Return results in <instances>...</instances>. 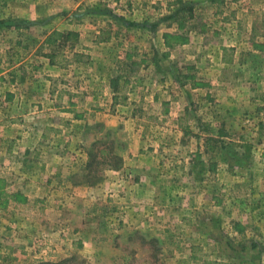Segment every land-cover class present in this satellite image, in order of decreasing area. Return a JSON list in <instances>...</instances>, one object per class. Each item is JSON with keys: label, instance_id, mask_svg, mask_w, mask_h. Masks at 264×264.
Segmentation results:
<instances>
[{"label": "crops", "instance_id": "1", "mask_svg": "<svg viewBox=\"0 0 264 264\" xmlns=\"http://www.w3.org/2000/svg\"><path fill=\"white\" fill-rule=\"evenodd\" d=\"M163 1L166 6L160 9L150 5L148 0H111L106 7L112 9L118 20L123 18L128 21L122 20V24L108 18L100 23L90 21L91 15L88 16L85 9L81 14L84 13L86 20L67 23L59 20L62 13L56 15L49 12L51 3L41 5L33 0L9 8L16 12V19L26 20L30 25L23 28L22 24H15L14 27L9 24V27L4 26V22L0 24V264L66 262L86 253L91 264H102L104 261L114 264L111 254L102 251L111 249L112 241L104 235L97 239L98 242L91 238L88 242L90 232L86 223L97 216L98 203L103 206L101 211L108 209L110 200L107 199V191L116 189L120 174L126 172L143 178L140 180L144 181L143 184L135 179L130 185L135 199L141 198L137 190L146 188V191L152 192L148 200L151 205L160 203L167 196L158 194L157 188L173 185L178 189L175 201L182 203L181 206L190 213H202L204 208L201 204L214 199L212 189L207 190V194H201L196 188L203 190V187L215 186L213 183L220 188L245 187L249 182L244 179L246 174L237 177L239 171L243 173L247 170L242 167H237L236 171L230 164L207 160L195 163L191 159L199 156L202 160L210 153L215 156L222 152L210 145L208 140L216 139L217 144V139L224 138L229 130L228 121L222 119L219 124H214V118L203 116L200 108L206 110L204 114L211 115L212 109L219 111L215 106L223 110L234 102L239 103L232 105L238 110L247 102L239 92L248 89L257 93V88H260L256 78L254 83H249L252 78L243 83L224 77L227 69L234 68L241 75L248 72L238 60L241 47L247 44L249 38L243 42L235 35L218 32L220 28L224 32L242 23L241 13L238 20L240 5L229 19L225 9L214 6L217 0H209L213 20L199 19L202 31L194 32L189 23L183 27L178 17L163 21L154 33H150L147 31L148 24L158 16L173 15L181 9L194 10V6L178 8L174 0ZM243 1L236 0L228 6L224 1V5L231 10ZM159 9L160 14L154 12ZM48 17L52 21L46 22ZM215 24L219 29L211 32ZM54 31L62 36L53 44L46 43ZM131 32L148 35L149 51L126 41V34ZM209 37L214 38L212 43H209ZM57 45L59 50H55ZM161 46L164 57L173 60L172 64L178 61L174 70L177 76L172 79L167 73L154 82L155 86L145 81L137 82L136 71L133 72L129 60H147L152 47ZM204 62L205 65H202ZM256 93L249 101L260 103L257 104L256 134L263 139L264 108L261 101H264V94ZM165 96L166 109L162 110L157 120L170 128V131L165 129L168 137L172 138V142L167 141L166 148L156 149L153 145L142 150V141L145 142L146 137L142 132L138 134L139 130L128 132L126 143L129 149L121 155L122 167L119 170L107 168L104 182L95 187L76 182V176L84 170L87 161V151L77 144L76 123L79 118L87 119L98 114L99 121L115 132L116 125L121 122L142 120V116L136 113L137 108L145 110L152 104L155 107L162 105L161 100ZM242 100L243 103L240 102ZM217 102L219 104H215ZM191 107L200 111H191ZM75 108H82L81 114ZM67 112H72L74 116L66 118ZM15 115L20 119L14 118ZM4 119L32 124V130L24 128L20 134L21 142H26V146L17 150L9 148L4 152ZM191 123L195 129L190 127ZM64 134L66 141L61 145L59 139ZM192 141L193 149L189 148ZM162 153L164 161L160 160ZM4 154L24 160L19 164H4ZM260 155L264 159V145ZM175 156L181 161L174 163ZM160 170L169 171L174 178L160 180L155 174ZM252 171L249 184L264 177V164ZM257 185L261 187L259 181ZM185 186L189 190L188 195L181 193ZM97 187H101L104 196L95 189ZM185 197L188 203H185ZM168 201L172 200L168 198ZM44 236L53 240V254L45 261L36 260L31 255L30 244L35 238ZM193 248L194 245L191 246ZM130 258L129 254H121L115 261L116 264H128Z\"/></svg>", "mask_w": 264, "mask_h": 264}, {"label": "rangeland", "instance_id": "2", "mask_svg": "<svg viewBox=\"0 0 264 264\" xmlns=\"http://www.w3.org/2000/svg\"><path fill=\"white\" fill-rule=\"evenodd\" d=\"M30 1L31 0H0V24L4 22V26L14 27V24H22V21L28 22L26 20L16 19V12L9 8L22 5L21 2L23 4H28ZM33 1L41 5L51 3L49 12L56 15L62 13L59 17L61 19H56L61 21L65 20L67 23L86 20L83 17L84 13L81 14L83 9L88 11V16L91 15L89 17L90 21L92 20L100 23L102 20L105 21L106 18H108L113 21L116 20L120 24H122V20L128 22L123 18L121 21L118 20L115 14H113L112 9L106 7V5L111 4V0ZM148 1L150 5L158 6L160 9L162 6H166L163 0ZM224 1L228 6L229 3L236 0H217L214 6L216 8L218 6L221 9H225L226 16L230 19V14L235 12L240 5L239 9L241 11L239 12L238 20L240 19L241 13L243 21L236 27H229V31L225 29L224 32L215 24L211 32L216 28L219 29L218 32H222L223 34L229 33L231 36L235 35L243 40V42L246 38H249L247 44L241 47L242 51L238 60L239 64L243 63L248 72L241 75L240 73H236L234 68L227 69L228 72L224 73V77L234 78L238 82L243 83L247 80L250 81L252 78L249 83H254L258 80L260 88H257V93L256 91L252 93L248 89L239 92V94L246 99L245 101H247L244 106L241 105L242 107L238 109L240 110L239 114H237V108L232 106H237L239 103L237 104L234 102L230 107H224L223 110L221 107L215 106L219 111L217 112L215 109H212V112H210L211 115L204 114L206 110L203 109V107L200 108V110L203 111V116L214 118V124H219L222 119L228 121L229 130L224 138L217 139V144H215L216 139H212V141L210 139L208 140L210 145L214 146V148H219V150H223L222 152L215 154V156L210 153L208 156H204L202 160L199 156H193L191 159L195 163L199 161L205 162V160H207L208 162L215 161L230 164L233 166V170L236 171L238 170L237 167H242L243 170H247L243 173L239 171V176L237 175V177L246 174L244 179L250 182V178L253 177L252 170L256 171V168L260 169L264 164V159L260 155L263 150L264 138L260 139L256 134L258 126V121H256V113H258L257 104L260 105V103L249 101L252 94H264V91H261L262 88H264V31L258 29L261 13L264 12V0H244L231 10L225 7ZM173 2H177L176 5H178V8L182 6L184 8L194 6V10H190V8L189 10L186 9L178 16L181 22L180 24L183 27H187L189 23V27H191L194 32L202 31L199 19L201 21L206 20V18L212 19L210 15L213 10L210 9L211 5L208 3L210 2L209 0H174ZM6 4H9L10 7ZM160 9L154 12L160 14ZM89 11L91 14H89ZM164 17L165 16H158L154 21H150L147 31L154 33L162 23ZM191 19H193L192 21L195 20L194 23L190 21ZM47 20L52 21L49 17L45 19L46 22ZM59 20L57 21L59 22ZM19 21L21 23H19ZM190 24L192 25L190 26ZM28 27L29 26L23 25V28ZM125 39L132 44H137L142 48L145 47L147 51H149L150 40L148 35L131 32L130 34H126ZM213 40L214 38L209 37V43H212L211 41ZM55 50H59L58 45ZM152 50L147 60L134 58L129 61L131 62L133 72L136 71L135 77L137 82L145 81L147 83H153L155 86L156 84L154 82L167 73H169L168 76L172 79L177 76L174 70L178 61L172 64L171 62L173 60L164 57L162 54V50H164L163 46L158 48L152 47ZM203 53L206 54V51ZM202 65H205V62ZM254 78H256V80H254ZM173 91L177 93V90L174 89ZM166 97L167 96L164 98L161 97L162 105H157L155 107L154 104H152L153 106H151V108L145 107V110L137 108L136 113L142 116V120L134 123L121 122L116 125L115 128L116 130L118 128V131L115 130V132L108 130V127L103 122L99 121L100 116L98 114L87 119L79 118L76 123L78 146L84 148L86 151L91 149L95 153L101 149H109L112 156L118 155L121 157V155L126 154L129 149V145L126 143L128 137L127 133H136V130H139L140 132L138 134L142 132L144 137H146V141H142L141 147L144 148L142 150H147L148 146L153 145L156 146V149L161 147L166 148L167 141L172 142V138L168 137L169 135L165 132V129L168 127L157 120L162 110L166 109L165 101H163ZM240 102L243 103V100ZM261 103L264 108V101H261ZM215 104L219 103L217 102ZM69 107V109H72L71 106ZM193 109L194 108L191 107L190 110L192 111ZM76 110L79 112H77L78 114H81L82 108H75V111ZM200 110L198 109L196 111ZM67 113L68 117L66 118H72L74 116L72 112ZM202 115H199L200 118H202ZM14 118L20 119L16 117V115ZM11 121L12 120L4 119V152L9 148L17 150L18 148L26 146V142H21L20 134L24 128H28L29 130L34 128L29 122L24 124L20 121ZM190 127L194 128L195 125L191 123ZM168 130L170 131V128H168ZM262 131L264 132V128ZM59 140L61 141L60 144L63 145L66 141V135H62ZM189 148H194V141L189 145ZM214 148L210 149V151ZM162 152L168 151L162 150ZM163 154L164 153H162V158L160 159L161 161H164ZM185 157L184 159L186 160ZM107 158L108 156L105 157V160L108 161L109 159ZM178 158L179 157L175 156L173 162H180L181 160ZM23 160L24 158L17 157L13 159V157L4 154V164L9 162L19 164L22 163ZM97 160L100 161V157H97ZM112 161L113 160H111V163L113 164ZM187 161L190 162L189 159H187ZM107 168L108 166L106 164L93 166L94 179L100 177L98 181L94 180L93 187L104 182L103 179ZM80 173V175L76 176V182L78 183L83 180L85 171L82 170ZM230 173L236 174V172ZM155 174L157 177H160V180L168 181L174 178V175H171L169 171L165 170L156 171ZM202 174L203 173H201V175ZM120 176L121 179L118 180L119 182L116 189L112 188V191H107V199L110 200V205L107 206L108 209L101 211L100 209L103 208V206L98 203L96 206V212H98L97 216L86 223L90 232L87 235L88 242L89 238L98 242L97 239L104 235L112 241L113 247L111 246L110 248L113 250L105 249L102 251L103 253L111 254L114 264L117 263L115 259L121 254L125 256L128 254L131 255V258L127 260H130L128 264H202V262L206 261L215 262L217 264H264V177L258 180L261 183V187L257 185L258 181H254L253 184H249L247 181L245 187H237L234 185L230 188H220L216 183H213L215 186L211 185L209 188L203 187V190L196 188V191H201V194H207V190L212 189L214 194L212 196H214V199L213 202L201 204L202 208H204L202 213L201 211L190 213L185 210V207L181 206L182 203L179 204L175 201L178 189L173 185H163L161 188H157L158 194L167 197L160 203L151 205L148 201L152 194L150 190L149 192L146 191V188L137 190L141 187L138 186L135 190H137L141 198L135 199V196L131 195L133 189H130V185L133 184L132 181L137 179L139 183L143 184L144 182L140 181L143 179L140 175L126 172L120 174ZM115 182L116 179L114 180V183ZM121 182H123V185ZM95 189L101 196L105 195L104 191L102 193L101 187ZM188 192L189 190H187L185 186L184 191L181 193L188 195ZM168 198L172 201L169 202ZM166 201H168V203H166ZM185 203H188L186 197ZM210 206L211 208H209ZM0 208H2L1 205ZM52 242L53 240L48 236L35 238L30 244V252L33 258L36 257V260L40 259L45 261L51 253L53 254L54 243ZM193 245L195 247L194 250L191 249ZM192 253L196 256V261L191 260ZM86 254L84 255L85 257L74 256L66 262L64 260L54 264H91ZM102 264L111 263L104 261Z\"/></svg>", "mask_w": 264, "mask_h": 264}, {"label": "trees", "instance_id": "3", "mask_svg": "<svg viewBox=\"0 0 264 264\" xmlns=\"http://www.w3.org/2000/svg\"><path fill=\"white\" fill-rule=\"evenodd\" d=\"M180 11H184V9L178 10V12H175L173 15H169V16L164 17L163 20H162V22L163 21H171V20L177 19L178 18V14L179 13H182ZM19 23H21V22L19 21ZM23 25L28 26V25H30V23L29 22L22 21V26ZM16 26H18V25H16ZM258 26H259V28H258L259 30L264 31V12L261 13V19L258 22ZM61 36L62 35H61L60 32L54 31L49 36L50 38H48V40H46V43L53 44ZM107 156H108L107 159H109L108 161L105 160V157H107ZM97 157H100L101 160L98 161L97 160ZM111 160H113L112 161L113 164L111 163ZM102 164H106L108 166V168H110V169L118 170L122 166V158L120 156H118V155L112 156L110 154V150L109 149H101L97 153L93 152L91 149L90 150H87V161H86V165H85V168H84V171H85L84 178H83L82 181H79V183L93 185L94 184L93 183L94 180L98 181L100 177L97 178V179H94L95 176H94L93 166L94 165L95 166H99V165H102ZM194 249L195 248H193V250ZM193 250H192V252H193ZM191 260H193V261H196L197 260L196 256L193 255V253H192V256H191ZM40 264H54V263L41 262ZM202 264H217V263L206 261V262H202Z\"/></svg>", "mask_w": 264, "mask_h": 264}]
</instances>
